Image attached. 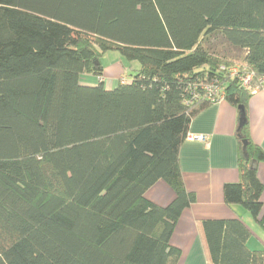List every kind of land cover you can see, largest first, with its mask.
<instances>
[{
	"label": "trees",
	"instance_id": "1",
	"mask_svg": "<svg viewBox=\"0 0 264 264\" xmlns=\"http://www.w3.org/2000/svg\"><path fill=\"white\" fill-rule=\"evenodd\" d=\"M110 52L139 69L82 85ZM248 74L251 89L264 78V0H0V264H177L170 240L196 202L179 150L209 89L238 116L224 204L264 228ZM158 181L165 207L145 198ZM199 231L209 264H264L240 219Z\"/></svg>",
	"mask_w": 264,
	"mask_h": 264
},
{
	"label": "crops",
	"instance_id": "2",
	"mask_svg": "<svg viewBox=\"0 0 264 264\" xmlns=\"http://www.w3.org/2000/svg\"><path fill=\"white\" fill-rule=\"evenodd\" d=\"M107 54L101 58V79L103 88L111 91L119 83L129 81L126 75L129 70L124 59ZM99 82L100 78L92 75L81 78L84 86H96ZM247 116L250 139L264 151V92L251 95ZM237 117V111L225 101L213 103L192 119L188 129V136H203L206 142L185 140L180 147L182 180L186 190L195 194L196 202L182 212L170 240L171 245L180 251L177 264H209L199 231V223L205 220L240 219L250 231L248 249L264 250V234L261 231L264 228L241 206L228 207L223 201V186L240 180L235 136ZM257 175L264 185V163L258 165ZM145 198L159 207H165L173 200L174 194L164 182L158 181L145 193ZM261 201L260 218L264 214V192Z\"/></svg>",
	"mask_w": 264,
	"mask_h": 264
},
{
	"label": "built area",
	"instance_id": "3",
	"mask_svg": "<svg viewBox=\"0 0 264 264\" xmlns=\"http://www.w3.org/2000/svg\"><path fill=\"white\" fill-rule=\"evenodd\" d=\"M236 75V71L233 70V76ZM252 81V76L251 75H246L241 79L242 85L244 87H246L247 89H249L250 93L253 95L259 91L264 92V78H260L257 81V87L251 89L250 88V84ZM100 82H102V79H100ZM209 89V95L208 97H210V99L212 100V102H219V101H223V97L222 96H218L217 92ZM186 140L188 141H196V142H200V143H205L206 142V137L203 136H187Z\"/></svg>",
	"mask_w": 264,
	"mask_h": 264
},
{
	"label": "rangeland",
	"instance_id": "4",
	"mask_svg": "<svg viewBox=\"0 0 264 264\" xmlns=\"http://www.w3.org/2000/svg\"><path fill=\"white\" fill-rule=\"evenodd\" d=\"M108 56H112V55H115V56H118L116 53H113V52H110L109 54H107ZM106 55V57H107ZM105 59V58H104ZM233 60L237 63V64H242L241 62V59H237V58H233ZM125 61V65H126V69H128L129 71L127 72L126 71V75L128 78H130L134 73L135 71H137L139 69V64L137 62H128L126 60ZM131 68V69H130ZM129 75H128V74ZM264 234V231L261 230ZM256 240V238H254L253 242Z\"/></svg>",
	"mask_w": 264,
	"mask_h": 264
}]
</instances>
